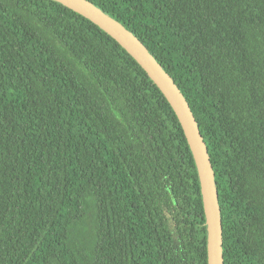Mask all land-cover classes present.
I'll use <instances>...</instances> for the list:
<instances>
[{"label": "trees", "instance_id": "1", "mask_svg": "<svg viewBox=\"0 0 264 264\" xmlns=\"http://www.w3.org/2000/svg\"><path fill=\"white\" fill-rule=\"evenodd\" d=\"M89 1L188 102L223 264H264V0ZM0 264H207L173 109L119 43L54 0H0Z\"/></svg>", "mask_w": 264, "mask_h": 264}, {"label": "water", "instance_id": "2", "mask_svg": "<svg viewBox=\"0 0 264 264\" xmlns=\"http://www.w3.org/2000/svg\"><path fill=\"white\" fill-rule=\"evenodd\" d=\"M54 1L90 20L119 43L141 66L168 101L181 125L197 169L206 225L207 264H223L222 223L214 172L207 147L185 97L146 47L118 21L89 0Z\"/></svg>", "mask_w": 264, "mask_h": 264}]
</instances>
